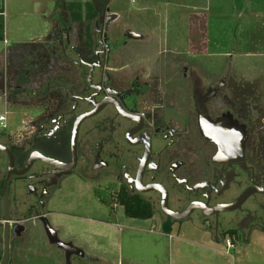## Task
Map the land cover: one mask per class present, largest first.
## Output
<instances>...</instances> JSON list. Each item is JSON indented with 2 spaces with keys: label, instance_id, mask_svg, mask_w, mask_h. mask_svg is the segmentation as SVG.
Returning <instances> with one entry per match:
<instances>
[{
  "label": "flooded vegetation",
  "instance_id": "1",
  "mask_svg": "<svg viewBox=\"0 0 264 264\" xmlns=\"http://www.w3.org/2000/svg\"><path fill=\"white\" fill-rule=\"evenodd\" d=\"M90 1L0 57V264L33 221L59 249L48 206L72 182L114 207L121 194L147 204L239 263L264 260V87L248 92L240 75L237 88L229 59L209 70L171 39L116 26L113 0Z\"/></svg>",
  "mask_w": 264,
  "mask_h": 264
},
{
  "label": "rangeland",
  "instance_id": "2",
  "mask_svg": "<svg viewBox=\"0 0 264 264\" xmlns=\"http://www.w3.org/2000/svg\"><path fill=\"white\" fill-rule=\"evenodd\" d=\"M76 1L82 11L84 5L91 3L90 0ZM155 1L135 0L134 3L133 0H113L112 10L121 14L115 25L124 24L144 33L153 32L159 38L175 37L179 29L188 27L179 24L174 19L175 15L162 13L160 8L151 10L155 9ZM67 2L0 0L5 29V39L0 42V57L5 54V47L31 45L44 40L50 30L51 16L61 15L63 11L60 7ZM173 5L172 9L179 6ZM81 14L83 16L84 12ZM245 36L249 42L246 49L258 53L234 57L231 69L236 79L232 78V85L238 88L240 80H245L248 92L252 93L264 87V46L261 38L253 37L250 31H245ZM255 42L260 44H251ZM187 56L209 70H222L229 63L223 56ZM240 75L244 77L239 79ZM3 111L4 108L0 107V115L5 113ZM26 114L27 111L21 110L18 115L22 117ZM17 118L12 120V124ZM106 193L103 188L99 190V196H95L94 189L72 182L64 186L48 206V219L52 227L59 231L60 239L85 253L84 257L74 256L72 264H243L236 260V254L230 255V250L225 249L228 255L213 250L217 245L202 231L193 228L178 230L174 226L169 234L163 229L164 220L158 216L148 220L127 217L122 206L114 207L101 200L107 196ZM19 246L20 250L12 255V264H66L65 253L50 245L41 224L36 221L31 223L28 235ZM249 264H264V260L252 257Z\"/></svg>",
  "mask_w": 264,
  "mask_h": 264
},
{
  "label": "crops",
  "instance_id": "3",
  "mask_svg": "<svg viewBox=\"0 0 264 264\" xmlns=\"http://www.w3.org/2000/svg\"><path fill=\"white\" fill-rule=\"evenodd\" d=\"M173 4L179 6L172 9ZM153 5L155 9H149L160 8L167 16L175 15L179 24L188 26L167 38L185 56H223L232 62L238 55H256L257 51L246 49L247 30L261 38L264 46V0H156Z\"/></svg>",
  "mask_w": 264,
  "mask_h": 264
},
{
  "label": "trees",
  "instance_id": "4",
  "mask_svg": "<svg viewBox=\"0 0 264 264\" xmlns=\"http://www.w3.org/2000/svg\"><path fill=\"white\" fill-rule=\"evenodd\" d=\"M76 0H68L66 3V11L72 18V21H79L82 18V7L80 3H77ZM91 6L92 4H86ZM4 10L0 6V42L5 39V29H4ZM118 204L124 208L125 214L129 218L139 219V220H148L153 216V210L151 206L144 204L142 202H133L128 195L121 194L118 197ZM163 229L166 233L172 232L171 223H165Z\"/></svg>",
  "mask_w": 264,
  "mask_h": 264
},
{
  "label": "water",
  "instance_id": "5",
  "mask_svg": "<svg viewBox=\"0 0 264 264\" xmlns=\"http://www.w3.org/2000/svg\"><path fill=\"white\" fill-rule=\"evenodd\" d=\"M46 230H47L51 244L57 246L59 249L66 251V264H72V260H71L72 255L84 257L85 253L82 249L74 247L72 243L62 242L57 237L56 233L51 228V226L47 225ZM7 245H8V242H7ZM8 259H9V253H7V257H6L4 264L8 262Z\"/></svg>",
  "mask_w": 264,
  "mask_h": 264
},
{
  "label": "built area",
  "instance_id": "6",
  "mask_svg": "<svg viewBox=\"0 0 264 264\" xmlns=\"http://www.w3.org/2000/svg\"><path fill=\"white\" fill-rule=\"evenodd\" d=\"M134 1L135 0H133V2ZM6 126H7V113L5 112L0 115V129L5 128Z\"/></svg>",
  "mask_w": 264,
  "mask_h": 264
}]
</instances>
